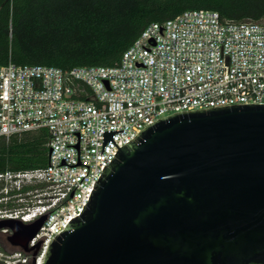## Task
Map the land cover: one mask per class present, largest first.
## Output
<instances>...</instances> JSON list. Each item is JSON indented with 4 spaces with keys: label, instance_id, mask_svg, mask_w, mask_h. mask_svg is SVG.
Here are the masks:
<instances>
[{
    "label": "built area",
    "instance_id": "built-area-1",
    "mask_svg": "<svg viewBox=\"0 0 264 264\" xmlns=\"http://www.w3.org/2000/svg\"><path fill=\"white\" fill-rule=\"evenodd\" d=\"M264 104V21L190 9L147 25L111 66L0 63V137L46 129V166L0 172V219L46 216L29 250L0 228V264H42L119 147L175 112ZM113 134L103 148L105 130ZM103 148V150H102Z\"/></svg>",
    "mask_w": 264,
    "mask_h": 264
},
{
    "label": "water",
    "instance_id": "water-1",
    "mask_svg": "<svg viewBox=\"0 0 264 264\" xmlns=\"http://www.w3.org/2000/svg\"><path fill=\"white\" fill-rule=\"evenodd\" d=\"M122 130H105L103 148ZM45 218L0 228L29 250ZM42 264H264V104L148 124L119 147Z\"/></svg>",
    "mask_w": 264,
    "mask_h": 264
},
{
    "label": "trees",
    "instance_id": "trees-1",
    "mask_svg": "<svg viewBox=\"0 0 264 264\" xmlns=\"http://www.w3.org/2000/svg\"><path fill=\"white\" fill-rule=\"evenodd\" d=\"M190 9L264 19V0H0V63L115 65L147 25ZM48 141L46 129L0 137V172L46 166Z\"/></svg>",
    "mask_w": 264,
    "mask_h": 264
},
{
    "label": "rangeland",
    "instance_id": "rangeland-1",
    "mask_svg": "<svg viewBox=\"0 0 264 264\" xmlns=\"http://www.w3.org/2000/svg\"><path fill=\"white\" fill-rule=\"evenodd\" d=\"M263 21H264V19H263ZM0 242H1V244H4V245H6V242H5V241H3L2 237H0Z\"/></svg>",
    "mask_w": 264,
    "mask_h": 264
}]
</instances>
